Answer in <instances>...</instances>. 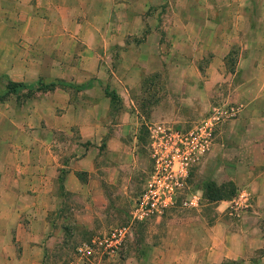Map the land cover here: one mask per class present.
Instances as JSON below:
<instances>
[{"label": "rangeland", "instance_id": "1", "mask_svg": "<svg viewBox=\"0 0 264 264\" xmlns=\"http://www.w3.org/2000/svg\"><path fill=\"white\" fill-rule=\"evenodd\" d=\"M197 4L206 10H193ZM152 6L160 7V22L170 24L160 30L161 40L170 43L160 47L164 59L150 63L154 71L142 70L137 87L126 96L108 94L111 129H119L114 125L126 115L130 123L120 143L113 142L108 151L102 141L96 146L98 170L76 172L85 188L64 192L59 174L41 264H132L140 258L142 264H169L195 251L203 239L198 234L210 225L237 218L247 180L238 166L243 170L239 163L246 165L248 158L231 154L244 149L247 130L257 128L240 120L264 111V0H153ZM215 7L221 8L220 16ZM216 17L221 43L214 28L197 27L199 20L209 24ZM180 21L191 27H175ZM116 66L111 63L112 70ZM18 92V105L33 93ZM81 97L85 104L87 96ZM0 102V127L8 131V114L21 118L22 111L3 113ZM91 116L85 109L79 114L80 119ZM79 136L76 128L71 140L78 143ZM56 138L61 143L56 149L69 151L62 148L63 138ZM79 144L71 149L73 159L95 146ZM122 227L127 235L114 254L102 247L87 258L76 254L80 243Z\"/></svg>", "mask_w": 264, "mask_h": 264}, {"label": "crops", "instance_id": "2", "mask_svg": "<svg viewBox=\"0 0 264 264\" xmlns=\"http://www.w3.org/2000/svg\"><path fill=\"white\" fill-rule=\"evenodd\" d=\"M152 1L0 0V94L8 83L18 85L1 100L2 112L22 111L21 118L8 114V131L0 127V264H41L48 246L44 239L52 229L48 212L58 202L59 174L64 192L82 191L85 183L76 172L98 170L96 146L102 141L108 151L110 144L120 143L122 129L127 132V115L114 125L119 129H111L108 94L126 96L144 71H154L150 63L164 59L160 47L170 43L161 40L160 30L170 24L160 22V7ZM197 7L206 10L202 4L193 10ZM215 8L220 16L221 8ZM219 19L209 24L199 20L197 27L214 28L221 43ZM183 21L175 27L189 29L191 23ZM48 82L54 84L51 90L37 89ZM23 90L33 93L18 105L15 95ZM81 95L87 96L85 104ZM83 109L92 116L80 119ZM240 122L257 128L247 130L246 147L231 154L248 158L246 165L239 163L243 170L238 166L247 180L237 218L210 225L198 234L203 239L195 251H185L181 260L169 264H264V111ZM76 128L78 143L71 140ZM56 136L69 150L62 153L65 157L56 149L61 144ZM86 141L95 146L73 159L71 149Z\"/></svg>", "mask_w": 264, "mask_h": 264}, {"label": "built area", "instance_id": "3", "mask_svg": "<svg viewBox=\"0 0 264 264\" xmlns=\"http://www.w3.org/2000/svg\"><path fill=\"white\" fill-rule=\"evenodd\" d=\"M149 206L153 208L155 203H150ZM127 235V228H114L107 234L101 235V239L98 237L92 239L89 243L82 242L76 247V254L80 258H87L91 256L95 249L102 247L106 254L112 255L122 245L123 240ZM90 264V263H88Z\"/></svg>", "mask_w": 264, "mask_h": 264}, {"label": "trees", "instance_id": "4", "mask_svg": "<svg viewBox=\"0 0 264 264\" xmlns=\"http://www.w3.org/2000/svg\"><path fill=\"white\" fill-rule=\"evenodd\" d=\"M18 85L17 84H14V83H8L6 85V88H5V92L3 94H0V101L4 98L5 94H7V92H10V91H13V88L17 87ZM54 84L53 83H49L47 86L44 85V87H38L37 89L38 90H51L53 88ZM78 177V175H77ZM218 192V191H217ZM234 194V189H231L230 193H229V196H232ZM228 196V197H229ZM220 199V198H219ZM220 264H223V263H220ZM226 264H234V263H226Z\"/></svg>", "mask_w": 264, "mask_h": 264}]
</instances>
